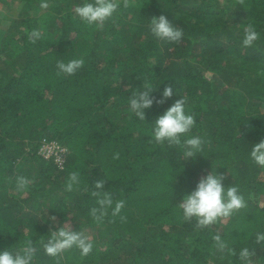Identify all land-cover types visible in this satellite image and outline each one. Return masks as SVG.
<instances>
[{"label":"trees","instance_id":"obj_1","mask_svg":"<svg viewBox=\"0 0 264 264\" xmlns=\"http://www.w3.org/2000/svg\"><path fill=\"white\" fill-rule=\"evenodd\" d=\"M0 1L22 5L15 16L0 12V251L15 254L31 239L32 264H94L116 249L132 252L131 264H241L247 247L254 264H264V242L255 243L264 233V167L250 157L264 139V0H133L102 28L76 15L85 0H47V9L42 0ZM159 15L183 30L180 42L153 36L150 19ZM249 23L260 35L246 48ZM33 29L42 32L35 43L27 37ZM72 59L83 66L57 75V61ZM144 81L150 96L161 98L165 86L173 95L145 109L142 121L129 99ZM182 97L196 122L181 139L204 141L203 153L187 160L152 136L154 120ZM249 97L257 110L247 108ZM42 138L67 147L62 169L39 153ZM74 171L80 184L66 191ZM212 171L224 175L225 189L237 186L246 206L197 229L178 202ZM18 176L32 181L24 194L15 191ZM98 180L113 207L124 201L119 215L109 208L99 223L90 215ZM66 223L93 238L89 255L76 247L45 253L40 241ZM217 234L236 255L215 249Z\"/></svg>","mask_w":264,"mask_h":264},{"label":"clouds","instance_id":"obj_2","mask_svg":"<svg viewBox=\"0 0 264 264\" xmlns=\"http://www.w3.org/2000/svg\"><path fill=\"white\" fill-rule=\"evenodd\" d=\"M133 0H93V2H85L75 7L76 15L88 25L95 24L97 28H102L104 23L113 17L122 5L128 8ZM239 4L243 5L244 0H239ZM47 0H42L40 7L48 8ZM149 28L154 37L167 40L170 42H180L183 37V30L174 27L165 15L153 16L150 19ZM259 33L252 23L247 24L243 29L242 45L251 47L255 41L259 39ZM28 40L35 43L42 37V32L33 29L27 32ZM84 64L83 59H72L65 63L63 60L57 61V75H73ZM264 75V73H261ZM154 88L149 82L144 81L142 91H133L129 99V108L132 113L140 120H145V109L152 107L153 103L163 104L173 95V88L165 86L161 98L150 96ZM186 98L182 97L168 107L163 114L159 115L155 120L152 128V136L155 143L177 146L183 150L185 160L193 158L197 153H203L204 141L198 136L186 137L195 125L194 115L185 111ZM251 159L261 167H264V139L253 144L250 151ZM114 159L119 158V154H115ZM223 174H216L213 171L203 176L198 181L194 190L183 196L178 202L179 209L182 210L183 220L191 222L195 220V227L203 229L216 224L218 221H226L233 213L238 212L246 206L243 195L239 192L237 186H229L225 189L222 181ZM32 181L25 176L16 178L15 191L18 194H24ZM80 184L78 172H71L65 183V190L72 191L74 186ZM104 180L94 182V189L90 192L92 197L97 198L99 207H92L90 215L92 219L99 223L108 214L111 208L112 216H117L121 212L124 201L119 200L114 203L111 194L104 189ZM55 220L56 218L50 217ZM62 226L58 229L51 230L49 238L45 242L41 240L45 253L51 257H57L64 251L76 247L80 250L81 256H87L93 248L92 240L80 231H72L70 225ZM214 247L222 255L227 250L230 254L236 255L233 249H229L227 243L221 239L219 234L213 237ZM264 242V233H257L255 243ZM36 249L31 239L25 242L24 247L15 254L9 250L0 251V264H32ZM255 250H249L247 247L240 250L238 259L241 264H254L253 257ZM58 264V262H57Z\"/></svg>","mask_w":264,"mask_h":264},{"label":"rangeland","instance_id":"obj_3","mask_svg":"<svg viewBox=\"0 0 264 264\" xmlns=\"http://www.w3.org/2000/svg\"><path fill=\"white\" fill-rule=\"evenodd\" d=\"M21 8H22L21 1H14L13 3H5L3 1H0V12L3 13L6 17L15 16V13H17L18 11H21ZM1 13H0V15H1ZM247 102H248V104H246V106L249 110H257L258 109V105L255 104L254 100H251L250 97L247 99ZM261 110L264 111V107L263 108L261 107ZM61 145L65 146L64 144H61ZM64 153L66 154V158H65V160H66L68 149L65 150ZM58 168L62 169V167H58ZM88 228L89 229H85V230H87L91 234L93 229H91L90 227H88ZM77 231H80V230H77ZM89 238L93 239L91 237H89ZM97 238H100V237H97ZM101 239H99V240H101ZM131 256H132V252L129 253L128 255H125V254L121 255V252L118 249H116V250H112V251H109L107 253H104L101 258L97 257L96 260L93 261V263L94 264H131V262H133Z\"/></svg>","mask_w":264,"mask_h":264},{"label":"built area","instance_id":"obj_4","mask_svg":"<svg viewBox=\"0 0 264 264\" xmlns=\"http://www.w3.org/2000/svg\"><path fill=\"white\" fill-rule=\"evenodd\" d=\"M67 148L55 139L42 138L39 144V153L47 158H53L58 167H63Z\"/></svg>","mask_w":264,"mask_h":264}]
</instances>
